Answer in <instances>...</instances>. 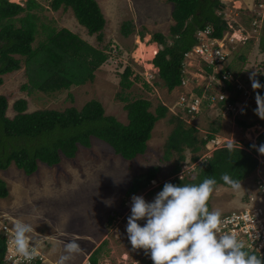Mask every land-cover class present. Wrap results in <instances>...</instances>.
<instances>
[{
	"label": "rangeland",
	"instance_id": "rangeland-1",
	"mask_svg": "<svg viewBox=\"0 0 264 264\" xmlns=\"http://www.w3.org/2000/svg\"><path fill=\"white\" fill-rule=\"evenodd\" d=\"M27 1L12 2L26 5ZM35 1L39 3V8H31L29 12L39 17L35 23L40 31L33 45L44 38L41 28L46 25L63 34H74L80 52L89 56L86 58V55L78 54L73 56L75 59L67 60L66 78H79L87 73L92 63L100 61V64L91 71V79L49 92L28 88V85L26 89L22 88L29 83L32 67L28 69L24 57L18 55L19 69L1 76L0 94L7 97V116L15 114L13 103L18 98L26 99V111L67 106L80 108L86 101L98 99L105 114L113 115L124 123L128 120L123 97L145 98L151 102L152 111L158 104L167 107L165 116L154 123L145 153H138L130 160L92 136L90 146L79 145L73 158L62 156L60 162L52 167L38 162L37 169L30 175L17 169L14 163L5 170L0 169V178L5 180L8 188L7 196L0 198V216L6 219L11 230L17 220L33 225L35 232L32 236L44 241L39 249L40 264H57L63 254V244L72 239L78 241L83 252L67 264H85L96 248L97 264H144L150 260L144 250L132 248L126 233L127 217L133 195H142L151 202L160 191L158 185L175 176L170 175V171L177 154L172 152L169 158L164 156L166 139L174 127V115L195 127L198 138L206 137L217 127L213 132L214 139L198 152L200 157L195 162H191L192 152L184 148L185 158L177 178L190 174L198 164L212 156L213 150L225 147L233 140L236 147L250 151L257 158L258 165L240 181L242 192L217 184L209 203L213 209L219 208L223 215L257 204L253 194L256 178H264V155L257 150L256 138L264 131V120L255 114V96L257 93L264 95L260 89H252L249 77L255 73V79L259 81L264 75V16L261 19L258 15L264 12V0H220L222 4L217 12L231 27L212 43L225 53L229 52L226 60L207 73L203 57L206 55L208 63L210 57L198 52V47H193L183 59L185 76L181 86L170 91L158 84V68L152 62L155 54L149 60H142L134 52L143 41L154 43L159 49V45L151 39L153 32H161L167 40L170 39L169 29L174 23L171 18L172 3L167 0H97L105 18L103 37L98 41L96 33L89 34L70 8L60 7L53 11L45 0ZM248 15L254 16L256 24H251ZM126 21L131 22V30L124 35L122 24ZM15 24L19 25V21L16 20ZM140 32L144 35L141 36ZM196 37L197 44L212 46L206 38L203 41L204 35L198 33ZM89 47L101 52L96 53ZM126 66H130L134 74L142 76L148 83L147 87L136 80L129 89L121 88L120 75ZM221 70L227 72L223 73L227 74L230 89L225 88L227 84L216 75ZM131 75L130 78H133V73ZM205 91L216 99L213 102L210 100V105L204 101ZM220 95H224V99H236L234 103L227 102V108H221L218 105L224 99L219 100ZM179 97H183L182 105L178 104ZM195 101L199 102L198 108L190 113L188 109L191 103L197 104ZM237 120H244L248 125L242 126ZM246 143H253L255 149L247 147ZM153 165L158 167L157 177L144 189L127 194L133 178ZM139 223L143 225L144 221ZM95 234L96 238H93ZM85 236L95 242H89ZM4 261L5 264L13 263Z\"/></svg>",
	"mask_w": 264,
	"mask_h": 264
},
{
	"label": "trees",
	"instance_id": "trees-1",
	"mask_svg": "<svg viewBox=\"0 0 264 264\" xmlns=\"http://www.w3.org/2000/svg\"><path fill=\"white\" fill-rule=\"evenodd\" d=\"M49 7L56 11L60 7L70 8L79 24L84 26L89 34L96 33L98 41L102 40L105 18L97 0H45ZM172 3L171 18L174 23L169 29V40L161 32H153L152 41L159 45V49L153 57V64L158 68L156 76L158 84L168 91L176 86H181L184 78L183 59L185 54L192 50L198 43L196 33L206 27L210 30V36L220 38L225 30L229 29L228 22L221 13L220 0H167ZM35 0H28L26 5L0 0V84L2 75L19 69L20 58L24 57L28 69L32 74L29 83L22 88H40L44 91H57L68 87L71 83L80 84L87 78L91 79V71L97 68L100 61L92 63L87 68V73L79 78H66L67 60L75 59L76 55H83L79 50L77 38L72 33L63 34L51 26H42L44 38L33 45L39 29L36 27L37 15L30 13L31 8H39ZM24 12L23 15H20ZM16 20L19 25H16ZM123 34L127 35L131 30V22L122 24ZM143 36V32H140ZM91 47H89L90 49ZM96 53L101 52L91 48ZM89 56L86 55V58ZM104 57L102 56L101 59ZM207 73L212 72V66H204ZM56 72V73H55ZM221 70L216 75L221 78ZM58 73L62 74L58 76ZM133 73V78H130ZM131 75V76H130ZM139 80L147 87L148 83L138 74L132 72L130 66H126L120 75L119 85L123 89H129L134 81ZM225 88L230 89L227 79ZM259 82L264 85V75ZM156 83V81H155ZM264 95V87L260 88ZM206 94L210 92L205 91ZM236 97H228L218 105L221 108L227 102L234 103ZM124 109L127 113V123L119 121L115 116L105 114L104 107L98 99L86 101L80 108L67 106L62 109L40 108L26 111L27 101L18 98L13 103L15 114L9 117L5 114L8 106L7 97L0 94V169L5 170L11 163L25 174H32L38 166V162L49 167L60 162L61 157L73 158L79 145L90 146L91 137L94 136L109 144L115 153L124 159H132L136 154H144L147 149V141L151 136V130L156 120L165 116L167 107L158 104L154 111L150 110L151 102L145 98L129 99L123 97ZM209 100V99H207ZM174 127L165 142V158H169L172 152L177 154L170 175H175L169 181L173 184L199 183L206 177H214L217 184L225 185L220 177L228 173L233 179L243 180L258 165L257 158L250 151L241 147H234L229 151L228 147H220L213 150L212 156L205 162L198 164L188 175L177 178V172L181 171L185 155L184 148L192 152L191 162H195L200 156L203 147L212 139L217 127L206 137L198 138L197 129L185 123L178 116H173ZM242 126L248 124L244 120H237ZM215 130V131H214ZM264 144V131L258 134L256 145ZM253 143L246 146L254 150ZM158 167L150 166L147 171L133 178L127 194L135 193L150 184V180L157 177ZM165 182L158 185L162 190ZM227 186V185H226ZM8 188L5 180L0 178V198L6 197ZM210 208V203H209ZM5 250L4 238L0 239V264H5L3 255ZM97 248L90 254V264H97ZM36 257L31 261L17 264H40ZM144 264H152L151 259Z\"/></svg>",
	"mask_w": 264,
	"mask_h": 264
},
{
	"label": "clouds",
	"instance_id": "clouds-1",
	"mask_svg": "<svg viewBox=\"0 0 264 264\" xmlns=\"http://www.w3.org/2000/svg\"><path fill=\"white\" fill-rule=\"evenodd\" d=\"M205 29L209 30L208 27ZM209 33L207 43L210 44L213 39L218 38L211 37ZM211 45L212 49L219 47L213 43ZM200 47L201 44L194 46L198 52L201 51ZM221 51L225 53L224 50ZM228 53H225L222 62L208 63L206 55L203 59L213 68L222 65ZM249 79L253 90L264 87L255 79V73ZM255 102V114L264 120V96L257 93ZM205 103L210 105L208 101ZM235 144L233 140L228 143L229 151L234 149ZM257 150L264 155V144ZM152 180L154 179H151L150 183ZM220 180L234 192L243 191L240 180L233 179L228 173L222 174ZM216 186L217 180L214 177H206L199 183L165 182L162 190L151 202L146 201L142 195H133L126 224L127 238L132 248L144 250L145 254L150 256L152 264H264V256L250 251L246 241L240 238L238 233L222 232V211L219 208H209V201ZM141 220L144 221L143 225L139 223ZM34 232L35 228L31 223L21 220H17L12 228L10 243L14 253L25 261L39 256V249L44 243L32 236ZM252 239H258V235H254ZM82 252L83 249L77 240H68L63 244V254L57 264H67Z\"/></svg>",
	"mask_w": 264,
	"mask_h": 264
},
{
	"label": "built area",
	"instance_id": "built-area-1",
	"mask_svg": "<svg viewBox=\"0 0 264 264\" xmlns=\"http://www.w3.org/2000/svg\"><path fill=\"white\" fill-rule=\"evenodd\" d=\"M259 16L263 17L264 12L262 14L259 13ZM198 33L201 36L204 35L203 41L205 40V38L206 40L209 39L208 29L199 31L197 32V34ZM201 47L200 52H206L210 57V62H222L225 59V53H223L219 47H215V49H212L211 47L204 44H202ZM221 79L223 81L227 79V74L224 73ZM203 96L205 97L204 101L213 102L214 100H216L213 96H210V94L208 95L206 93H203ZM224 98V95H220V98L218 97L219 100H222ZM180 99L181 100L178 101V104L182 105L184 102L183 97H180ZM198 105L199 102H197V104L191 103L190 109H188V111L192 112L196 110L198 108ZM253 195L256 197L257 204L253 207H244L243 209L237 210L236 212L226 213L222 215L223 224L221 228L222 232L238 233L240 238L246 241L250 251H254L258 255L261 254V256H264V178H256V187ZM5 220L6 219L4 217L0 216V238H4L6 246L4 253L5 257L3 258V260L13 262L12 264L26 262L22 257L14 253L13 246L10 243L12 239V230L10 229V226L5 222ZM254 235H258V239L253 240L252 237ZM37 258L40 260L39 256H37ZM85 264H90V262L88 260H85Z\"/></svg>",
	"mask_w": 264,
	"mask_h": 264
},
{
	"label": "bare ground",
	"instance_id": "bare-ground-1",
	"mask_svg": "<svg viewBox=\"0 0 264 264\" xmlns=\"http://www.w3.org/2000/svg\"><path fill=\"white\" fill-rule=\"evenodd\" d=\"M157 49L154 43L146 44L141 42L136 48L134 54L142 60H149L156 53Z\"/></svg>",
	"mask_w": 264,
	"mask_h": 264
},
{
	"label": "crops",
	"instance_id": "crops-1",
	"mask_svg": "<svg viewBox=\"0 0 264 264\" xmlns=\"http://www.w3.org/2000/svg\"><path fill=\"white\" fill-rule=\"evenodd\" d=\"M11 1H13V0H11ZM251 15H253V13H252ZM258 15H259V13H258ZM249 17L251 18V24H256V20H255V19L253 20L254 16H249V15H248L247 18H249ZM262 18H263V17H261V19H262ZM228 23H229V22H228ZM229 26L231 27V24H230V23H229ZM260 68H261V67H260ZM211 209H213V205H211V203H210V210H211ZM78 235H79V234H78ZM93 238H96V234L94 235ZM85 239L88 240V241L91 242V243H92V242H95V240H92L90 237H87V236H85Z\"/></svg>",
	"mask_w": 264,
	"mask_h": 264
}]
</instances>
